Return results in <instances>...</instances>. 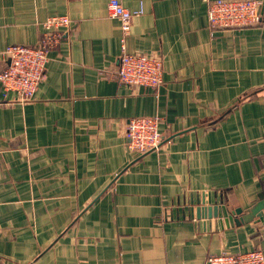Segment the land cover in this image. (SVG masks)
<instances>
[{
    "label": "crops",
    "instance_id": "crops-1",
    "mask_svg": "<svg viewBox=\"0 0 264 264\" xmlns=\"http://www.w3.org/2000/svg\"><path fill=\"white\" fill-rule=\"evenodd\" d=\"M108 1L0 0V52L35 46L50 16L71 20L32 101L8 103L15 95L0 86V264L264 255L256 217L236 226L196 214L209 196L238 219L264 197V0L260 26L213 33L205 0H119L143 8L125 47L162 58L156 90L100 79L122 38ZM153 116L161 144L129 152L128 120Z\"/></svg>",
    "mask_w": 264,
    "mask_h": 264
},
{
    "label": "built area",
    "instance_id": "built-area-1",
    "mask_svg": "<svg viewBox=\"0 0 264 264\" xmlns=\"http://www.w3.org/2000/svg\"><path fill=\"white\" fill-rule=\"evenodd\" d=\"M207 4V26L213 33L222 30H241L261 25L258 0H205ZM107 14L120 24L122 33L118 65L114 70H103L101 80L115 79L132 89L156 90L163 84L162 58L154 54L129 53L125 37L131 30L134 18L143 14L139 5L136 9L124 7L119 0H109ZM71 27L66 15L50 16L41 23L42 35L35 46L10 45L0 52L4 65L0 71L2 91L13 93L15 99L8 103H26L34 99L35 93L46 74L49 52L59 46L63 35ZM161 118L136 117L128 120L125 127L127 150L143 155L159 147L162 141L159 132ZM264 148V133L261 138ZM204 264H264L260 249L245 252H223L206 257Z\"/></svg>",
    "mask_w": 264,
    "mask_h": 264
},
{
    "label": "water",
    "instance_id": "water-1",
    "mask_svg": "<svg viewBox=\"0 0 264 264\" xmlns=\"http://www.w3.org/2000/svg\"><path fill=\"white\" fill-rule=\"evenodd\" d=\"M196 214L197 217H199L200 213L206 211L205 209H207V218L211 219L213 218H222L224 219L226 224L232 223L236 226H239L241 224L244 223H249L252 221L253 217H256V219L261 222L262 224H264V197L262 199L259 200V202L253 206L248 212L247 214H244L243 216H241L238 219H235L234 216H238L241 214V210H235L233 212L227 213L224 209L221 211V213H217L218 209L217 207L213 206L211 204V199L208 196L207 200L205 201V198H201L200 200L198 199L196 201ZM205 205L207 206V208H205Z\"/></svg>",
    "mask_w": 264,
    "mask_h": 264
}]
</instances>
